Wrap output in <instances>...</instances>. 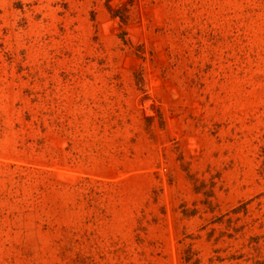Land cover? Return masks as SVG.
Masks as SVG:
<instances>
[{"label": "rangeland", "instance_id": "1", "mask_svg": "<svg viewBox=\"0 0 264 264\" xmlns=\"http://www.w3.org/2000/svg\"><path fill=\"white\" fill-rule=\"evenodd\" d=\"M0 264H264V0H0Z\"/></svg>", "mask_w": 264, "mask_h": 264}]
</instances>
